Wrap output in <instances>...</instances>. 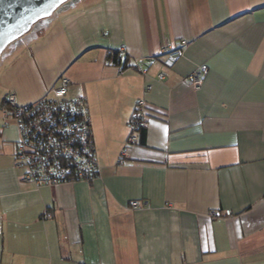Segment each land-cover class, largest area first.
I'll use <instances>...</instances> for the list:
<instances>
[{
	"label": "crops",
	"instance_id": "obj_1",
	"mask_svg": "<svg viewBox=\"0 0 264 264\" xmlns=\"http://www.w3.org/2000/svg\"><path fill=\"white\" fill-rule=\"evenodd\" d=\"M55 12L1 54L0 88L27 104L67 77L88 102L99 175L21 183L8 123L0 264H264V0H68ZM181 40L164 68L161 46ZM138 100L148 123L127 145Z\"/></svg>",
	"mask_w": 264,
	"mask_h": 264
},
{
	"label": "built area",
	"instance_id": "obj_2",
	"mask_svg": "<svg viewBox=\"0 0 264 264\" xmlns=\"http://www.w3.org/2000/svg\"><path fill=\"white\" fill-rule=\"evenodd\" d=\"M185 41L178 45L166 41L160 49L164 68H172L182 56ZM141 74L144 70L138 69ZM206 67L197 66L187 76L190 85L199 90ZM163 72L157 74L158 79ZM70 80L61 77L58 84L35 102L19 104L13 93L1 101L3 127L12 121L17 138L12 143L14 167L20 172L21 183L55 186L73 181L94 180L99 175L92 140L87 99L79 94L68 95ZM150 89V86H147ZM144 100H138L128 121L127 145L137 142L139 132L147 127ZM123 155L125 152L123 151ZM130 207L140 208L136 201ZM226 216L231 215L229 210Z\"/></svg>",
	"mask_w": 264,
	"mask_h": 264
},
{
	"label": "water",
	"instance_id": "obj_3",
	"mask_svg": "<svg viewBox=\"0 0 264 264\" xmlns=\"http://www.w3.org/2000/svg\"><path fill=\"white\" fill-rule=\"evenodd\" d=\"M68 0H0V54L38 21Z\"/></svg>",
	"mask_w": 264,
	"mask_h": 264
},
{
	"label": "rangeland",
	"instance_id": "obj_4",
	"mask_svg": "<svg viewBox=\"0 0 264 264\" xmlns=\"http://www.w3.org/2000/svg\"><path fill=\"white\" fill-rule=\"evenodd\" d=\"M55 11H53L52 14ZM42 21H44V20H41V21H38L37 23H35L29 29L28 32H26L25 34H23L22 36L18 37L17 39L12 41L10 44H8L7 47L2 51V53H4V55H5V54H7L6 52H8V53L9 52H13V51L16 52V50H18V48H25L26 46H28L29 45L28 43L32 39V36L38 34L40 32V30L42 29V27L39 26L40 22H42ZM1 54H0V56H1ZM9 93H11V92H9ZM4 96H5L4 92L0 88V107H1V101H2ZM11 122L12 121H8L9 124ZM2 125H3V117H2V110L0 109V158H2V160L4 162H6V161H10L11 162L12 161V156H11V153H10V145L4 143V134L6 132H9L10 135L15 136V129L13 128L12 125H8L9 127H6V128H4ZM13 125H14V123H13ZM11 141L13 142V141H15V139L10 140L9 142H11Z\"/></svg>",
	"mask_w": 264,
	"mask_h": 264
},
{
	"label": "trees",
	"instance_id": "obj_5",
	"mask_svg": "<svg viewBox=\"0 0 264 264\" xmlns=\"http://www.w3.org/2000/svg\"><path fill=\"white\" fill-rule=\"evenodd\" d=\"M106 61L110 62L112 65L119 67L123 70L128 67V57L127 55H122L118 50H111L107 53ZM4 98V97H3ZM142 131V130H141ZM91 133V131H90ZM92 180H88L90 182Z\"/></svg>",
	"mask_w": 264,
	"mask_h": 264
},
{
	"label": "flooded vegetation",
	"instance_id": "obj_6",
	"mask_svg": "<svg viewBox=\"0 0 264 264\" xmlns=\"http://www.w3.org/2000/svg\"><path fill=\"white\" fill-rule=\"evenodd\" d=\"M42 22H40V24H41ZM40 26V25H39Z\"/></svg>",
	"mask_w": 264,
	"mask_h": 264
}]
</instances>
